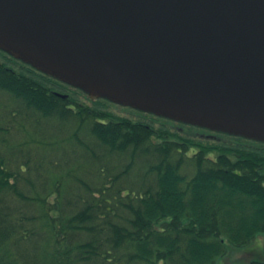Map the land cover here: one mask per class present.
<instances>
[{"label": "trees", "instance_id": "16d2710c", "mask_svg": "<svg viewBox=\"0 0 264 264\" xmlns=\"http://www.w3.org/2000/svg\"><path fill=\"white\" fill-rule=\"evenodd\" d=\"M0 58V264H199L193 253L214 254L207 264H264V143L151 115L115 120L105 103L63 100L53 90L69 86ZM153 160V191L128 192L111 175ZM89 177L100 185L90 190Z\"/></svg>", "mask_w": 264, "mask_h": 264}, {"label": "water", "instance_id": "95a60500", "mask_svg": "<svg viewBox=\"0 0 264 264\" xmlns=\"http://www.w3.org/2000/svg\"><path fill=\"white\" fill-rule=\"evenodd\" d=\"M0 50L91 99L264 143V0H0Z\"/></svg>", "mask_w": 264, "mask_h": 264}, {"label": "rangeland", "instance_id": "374dc122", "mask_svg": "<svg viewBox=\"0 0 264 264\" xmlns=\"http://www.w3.org/2000/svg\"><path fill=\"white\" fill-rule=\"evenodd\" d=\"M1 59V58H0ZM1 62V61H0ZM2 63V62H1ZM3 64V63H2ZM18 65V64H17ZM17 65H14L13 63H11L10 65H9V67H10V70H15V71H17L20 67L19 66H17ZM74 90H76V89H74ZM54 91V94L57 96V97H59V98H61V99H63V100H65L67 97H69V99H72V102H73V104L75 103V101L76 100H78V102H80V104H82V105H84V106H86L87 107V105H88V107H90V103L89 102H95V101H100V102H103V103H105L106 104V106H107V109H103V110H105V114L104 115H106V116H111L113 119H115V120H120V119H123V120H133V119H139V120H142V119H140V116H138V115H135V114H131V113H128V107H125L124 109H119L118 108V106L116 105V104H114L113 102H110V101H106V99H103V98H96V99H91L90 97H83V96H80V98H79V96L78 95H76V94H74V93H72V91H68V92H65L64 91V89L63 88H61V90L60 91H57V90H53ZM75 96H77L78 98H76ZM76 99V100H75ZM6 103H8L7 101H6ZM72 106V105H71ZM120 110V112H118ZM122 110H123V112H122ZM144 122L146 123H148V121H146V120H144ZM158 122H160V121H158ZM155 125V128L157 129V127H159V125L158 124H154ZM183 126V125H182ZM192 131H194V132H196V133H202V134H214V135H218L219 137H221V138H224V139H230L231 140V138L233 137V135H230V134H228V133H224V132H217V131H212V130H210V129H208V128H206V127H199V128H194ZM214 132H216V133H214ZM218 133V134H217ZM88 138V137H87ZM211 141H214L213 139H210ZM240 140L241 141H243V142H245V143H247V144H258V142L256 141V140H253V139H246V138H242V137H240ZM88 142H91L90 144H96V141H93L92 139H88L87 140ZM125 159V158H124ZM123 160V159H122ZM127 160V162H129V160L128 159H126ZM111 162H113V166H116L118 163L116 162V161H111ZM154 164L155 163V161L153 160V161H149V162H146L145 163V165H143V164H132L129 168H128V173L126 174V175H122V172L127 168V166L129 165V164H127V166H120V168H114V167H111V175L114 177V176H117V175H121V181H122V183L120 184V186L124 183L125 185H129V189H128V192H133V191H136V190H138V189H140L141 187V190L142 189H144L145 191L146 190H150V191H153V187L155 186V185H157L158 184V181H157V179H156V176H155V172H146L147 171V169H148V165H150V164ZM110 166V165H109ZM146 167V170L144 169V167ZM106 171V170H105ZM189 175V174H188ZM110 176V175H109ZM97 179V178H96ZM111 181H110V183H112V179H110ZM85 181L86 182H90V181H92L91 182V184H90V190L92 189H94L93 188V186H94V184L93 183H96V185H100V183H101V180H95V179H91L90 177L89 178H85ZM169 182L168 181H164L163 180V184H164V186H166L167 184H168ZM76 184H79V183H76ZM110 186V185H109ZM83 188L84 187H82L81 186V189L83 190ZM123 189V188H122ZM140 191V190H139ZM124 192H127V191H124ZM151 195H153V192L151 193ZM109 199V198H108ZM107 199V200H108ZM144 200H145V202L147 203V197H144L143 198ZM54 201L55 200H52L51 199V202L52 203H54ZM98 202H101V200H99V198H98ZM98 202H96V203H98ZM141 205V204H140ZM148 205V204H147ZM108 206H111V205H108ZM142 206V205H141ZM142 210L144 211V212H146V214H147V216H148V214L149 215H151L153 212H154V214L156 213V207L155 208H152V207H150L149 205H148V208H147V210H145L144 208H143V206H142ZM198 226H201V225H198ZM197 229V228H196ZM259 236V235H258ZM259 238H261V236L259 237ZM222 240H226L224 237L222 238ZM260 240V239H259ZM218 243H219V241H217ZM223 243H225V244H228V243H226V242H224L223 241ZM220 244V243H219ZM256 247H258V245L257 244H254V243H252V245H249V246H247V247H245V248H243V249H239V250H241V251H239V252H237V253H234L233 255H232V259H234V258H236V259H238V258H241L242 256H243V250H246V249H248V248H250V249H252V251H254L253 249H255ZM213 248H215L214 246L213 247H211V248H209L208 249V251L207 252H213ZM218 248V247H217ZM204 254L206 253V252H203ZM195 256H196V258L199 260V264H207V262H206V257L209 259V257H211L212 258V261H214L215 262V255L213 254L212 256H208V255H206V254H208V253H206L205 254V259L201 256V255H199V253H193ZM216 254H217V252H216ZM217 260L219 261V258H217ZM219 263V262H218Z\"/></svg>", "mask_w": 264, "mask_h": 264}, {"label": "bare ground", "instance_id": "6f19581e", "mask_svg": "<svg viewBox=\"0 0 264 264\" xmlns=\"http://www.w3.org/2000/svg\"><path fill=\"white\" fill-rule=\"evenodd\" d=\"M43 74H44V73H43ZM52 79H54V78H52ZM55 80H56V79H55ZM56 81H58V80H56ZM116 105L118 106L119 109H122V107H123V106L118 105V104H116ZM261 238H262V237H261ZM258 239H260V238L258 237Z\"/></svg>", "mask_w": 264, "mask_h": 264}, {"label": "flooded vegetation", "instance_id": "af4514ba", "mask_svg": "<svg viewBox=\"0 0 264 264\" xmlns=\"http://www.w3.org/2000/svg\"><path fill=\"white\" fill-rule=\"evenodd\" d=\"M77 95V94H76Z\"/></svg>", "mask_w": 264, "mask_h": 264}]
</instances>
